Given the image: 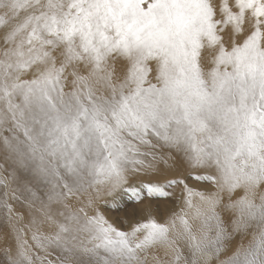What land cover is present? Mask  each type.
<instances>
[{
	"label": "snow or ice",
	"instance_id": "snow-or-ice-1",
	"mask_svg": "<svg viewBox=\"0 0 264 264\" xmlns=\"http://www.w3.org/2000/svg\"><path fill=\"white\" fill-rule=\"evenodd\" d=\"M158 147L190 171L142 187L185 207L121 230L99 202ZM0 154L34 209L7 264H264V0H0Z\"/></svg>",
	"mask_w": 264,
	"mask_h": 264
},
{
	"label": "rangeland",
	"instance_id": "rangeland-1",
	"mask_svg": "<svg viewBox=\"0 0 264 264\" xmlns=\"http://www.w3.org/2000/svg\"><path fill=\"white\" fill-rule=\"evenodd\" d=\"M156 153V159L152 160L153 158L151 156L145 157L147 158V163H151L152 167L147 168V170H153V169H159L161 173L163 174L162 176L160 174V177H156L153 181V183H160L164 184L167 180L173 179V178H180L184 177L189 169H187L186 166L178 164V161H176V154H172L170 157L168 156L167 153H171L170 150L167 148H156L154 149ZM162 156V157H161ZM175 156V157H174ZM165 157V158H164ZM162 159V160H161ZM166 159V160H165ZM145 160V161H146ZM175 160V161H173ZM149 161V162H148ZM168 162V165L166 163ZM170 162V163H169ZM174 162V163H172ZM162 165V166H161ZM175 166V167H174ZM161 167V168H160ZM153 168V169H152ZM178 168V169H177ZM170 169V170H169ZM166 170V171H165ZM137 176L132 177L131 180H129V184L133 182L136 179ZM27 180L31 179L30 177H26ZM143 181V182H142ZM151 182L150 180H141L137 185L136 188L138 189L140 196L139 199L134 197L131 193H120L118 194L116 200L113 202L111 197H105L102 201L99 202V207L100 211L103 213V215L109 220L110 223H112L115 227L120 228L121 230H127L128 224H130L132 221L140 219L141 215L145 213L143 212V209L145 205L147 206V209L152 212V216L155 217L159 222L163 223L167 221L170 217H172L174 214H179L181 212V209L185 207L184 205V186L183 185H172L170 187L165 188V192L168 193L167 196H161V195H149L147 191L142 187L143 184ZM203 181H196L192 179H188L187 183L189 187L194 188L198 191H205L206 188L209 186L203 182ZM200 185V186H199ZM201 185H203L201 187ZM3 185H1L2 187ZM36 186V187H35ZM141 186V187H140ZM199 186V187H196ZM0 187V197L2 198L3 193L5 191L4 186L1 188ZM22 189L20 190V193L22 197H19V199L24 198L26 196H29V193L24 191L25 187L21 186ZM34 190H40L38 193L43 192V186L38 185L33 183L32 185ZM203 187H206L205 189H202ZM2 190V191H1ZM22 190L24 192H22ZM18 197V196H17ZM108 201V203H104V201ZM166 204V206L170 207L169 210H165L163 206ZM171 204V205H169ZM3 208V207H1ZM0 215H4L3 217L0 216V223L4 224L6 222V217L5 216L6 209H1ZM4 212V214H3ZM159 214H164L165 217L164 219L162 218L159 219L158 216ZM2 217V218H1ZM3 219V220H2ZM5 220V221H4ZM3 221V222H2ZM2 225H0V228ZM20 227V226H19ZM198 228V222H193V230L197 231ZM46 231H49L46 229ZM197 235H199V232H197ZM8 236V235H7ZM250 239V236L244 237L243 242L247 244L248 240ZM241 242V237L237 236L234 238L231 244V248L227 253L221 256V259H225L227 255H230L231 250L235 248L237 244ZM8 246V245H6ZM9 247V246H8ZM15 247V245H14ZM182 250L184 246L182 245ZM159 255L165 259V260H170L171 256H164L163 250L159 251ZM5 255L2 256L0 259V264H6L7 262L5 259H3ZM51 259H55V253L50 257ZM3 262V263H1ZM149 264H152V259L151 255L149 256ZM215 264V262H214Z\"/></svg>",
	"mask_w": 264,
	"mask_h": 264
},
{
	"label": "bare ground",
	"instance_id": "bare-ground-1",
	"mask_svg": "<svg viewBox=\"0 0 264 264\" xmlns=\"http://www.w3.org/2000/svg\"><path fill=\"white\" fill-rule=\"evenodd\" d=\"M170 150V149H168ZM172 150H170L171 152ZM174 152H171V153H167L168 156L170 157ZM175 154V153H174ZM162 157V156H161ZM175 157V156H174ZM165 158V157H164ZM147 158H145L146 160ZM154 160V159H152ZM157 160V158H156ZM162 160V159H161ZM166 160V159H165ZM175 161V160H173ZM177 161V160H176ZM149 162V161H148ZM146 163H147V160H146ZM170 163V162H169ZM174 163V162H172ZM179 164V163H178ZM166 165H168V162L166 163ZM162 166V165H161ZM175 167V166H174ZM161 168V167H160ZM153 169V168H152ZM178 169V168H177ZM170 170V169H169ZM13 171V165L11 164L10 161L8 160H5L3 155L0 154V177H4L6 180L9 181V188L8 189H5V191H9V194L11 195V190L12 189H15L16 190V196L18 197H22L21 193H20V190L22 189L21 186H24L25 183L28 181L26 177H28L27 175L25 174H18L19 175V179L13 181L12 178H11V173ZM166 171V170H165ZM160 174L161 176L163 175L161 173V171L159 169H153L152 171L150 170H147L145 169L144 171H141L139 173H133V174H130L129 175V180L132 179V177L134 176H137L136 179L131 182L130 184L134 187H136V185L141 181V180H150L151 182L154 181V179L156 177H160ZM30 180V179H29ZM143 182V181H142ZM146 183V182H145ZM203 183V182H202ZM200 186V185H199ZM199 186H196V187H199ZM203 185H201L202 187ZM1 187V185H0ZM3 187V186H2ZM1 187V188H2ZM36 187V186H35ZM141 187V186H140ZM21 188V189H20ZM200 188V187H199ZM206 187H203L202 189H205ZM207 189V188H206ZM2 191V190H1ZM4 191V192H5ZM25 191V190H24ZM22 190V192H24ZM40 191V190H38ZM3 192V191H2ZM1 192V193H2ZM27 192V191H26ZM0 193V194H1ZM40 193V192H39ZM1 196V195H0ZM3 196V195H2ZM1 198V197H0ZM28 196L24 197V198H21V199H9V204L12 205L13 207V210H14V215L11 217V219H9V216H8V213L7 211H4L6 212L5 216L7 215V219H6V222L4 224L0 223V225H2V227L0 228V259L2 258L5 252V249H9V248H12L14 249V245L16 243V239H15V232L13 231V225L15 224L16 227H24L25 225H27L29 223V220L31 219V215L34 214V209L30 211L29 207H28V200H27ZM171 205V204H169ZM1 208V207H0ZM163 208L165 210H169L170 207L166 206V204L163 206ZM3 209V208H1ZM2 211V210H1ZM0 211V213H2ZM3 212V214H4ZM143 212L145 213V215L147 213H151L152 215V212L150 210L147 209V206L145 205L144 209H143ZM2 216V215H0ZM4 216V215H3ZM2 216V217H3ZM1 217V218H2ZM165 215L163 214H159L158 218L162 220V218L164 219ZM4 218V217H3ZM3 220V219H2ZM5 221V220H4ZM3 222V221H2ZM49 230L51 231L52 229L49 228L48 225H45L44 226V230ZM8 235V236H7ZM8 245V246H6ZM3 259H5L7 261V257H3ZM3 263V262H1ZM7 264V262H5Z\"/></svg>",
	"mask_w": 264,
	"mask_h": 264
}]
</instances>
